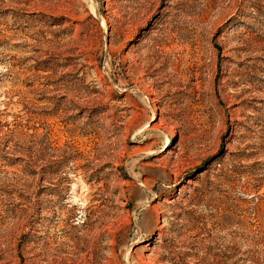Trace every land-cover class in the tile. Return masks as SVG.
I'll use <instances>...</instances> for the list:
<instances>
[{
	"label": "rangeland",
	"instance_id": "374dc122",
	"mask_svg": "<svg viewBox=\"0 0 264 264\" xmlns=\"http://www.w3.org/2000/svg\"><path fill=\"white\" fill-rule=\"evenodd\" d=\"M0 264H264V0H0Z\"/></svg>",
	"mask_w": 264,
	"mask_h": 264
}]
</instances>
